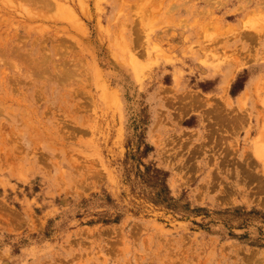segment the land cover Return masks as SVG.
Wrapping results in <instances>:
<instances>
[{"label":"rangeland","instance_id":"obj_1","mask_svg":"<svg viewBox=\"0 0 264 264\" xmlns=\"http://www.w3.org/2000/svg\"><path fill=\"white\" fill-rule=\"evenodd\" d=\"M0 264H264V0H0Z\"/></svg>","mask_w":264,"mask_h":264},{"label":"bare ground","instance_id":"obj_2","mask_svg":"<svg viewBox=\"0 0 264 264\" xmlns=\"http://www.w3.org/2000/svg\"><path fill=\"white\" fill-rule=\"evenodd\" d=\"M101 86H102V85H101ZM109 87H110V86H109ZM102 88H103V91H104V89H105V85H104V87L102 86ZM106 88H107V87H106ZM110 89H111V88H110ZM105 93H106V92H105ZM105 93L103 94V96L106 95V94L108 93V91H107L106 94H105ZM110 93H111V92H110ZM108 94H109V93H108ZM113 95H114V94H112V96H113ZM107 96H108V95H107ZM113 97H114V96H113ZM105 98H106V97H105ZM116 98H117V94H115V100H114V101H116ZM110 99L113 100L111 96H110Z\"/></svg>","mask_w":264,"mask_h":264}]
</instances>
